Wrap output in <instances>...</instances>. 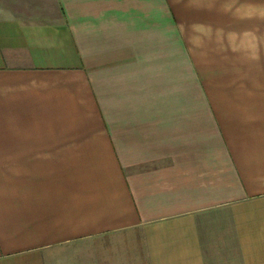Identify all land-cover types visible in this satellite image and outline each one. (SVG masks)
<instances>
[{"label":"crops","instance_id":"crops-1","mask_svg":"<svg viewBox=\"0 0 264 264\" xmlns=\"http://www.w3.org/2000/svg\"><path fill=\"white\" fill-rule=\"evenodd\" d=\"M0 264H264V0H0Z\"/></svg>","mask_w":264,"mask_h":264}]
</instances>
